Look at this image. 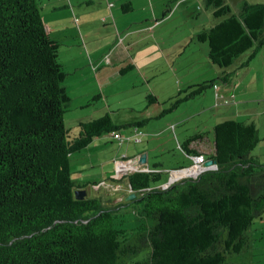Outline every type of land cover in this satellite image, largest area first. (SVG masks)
<instances>
[{
  "label": "trees",
  "instance_id": "obj_1",
  "mask_svg": "<svg viewBox=\"0 0 264 264\" xmlns=\"http://www.w3.org/2000/svg\"><path fill=\"white\" fill-rule=\"evenodd\" d=\"M204 2L215 8L218 21L196 37L208 42L212 64L228 68L249 51L251 61L264 46V3L244 2L235 14L225 0ZM122 9L132 11V3L125 1ZM60 46L44 25L38 0H0V264H126L127 257L145 250L146 258L136 264H224L230 254L245 251L247 231L264 211V164L253 155L260 142L255 123L217 124L208 156L217 167L196 178L165 187L163 170L135 171L125 180L136 197L126 203L76 199L75 189L88 185L72 180L71 155L96 137L120 135L148 119L117 125L106 114L81 122L71 139L64 123L71 97L63 84ZM211 84L176 94L170 111ZM148 100L157 102L153 95ZM202 134L187 138L182 149L199 156L189 146ZM133 204L140 205L141 222L129 235L116 221L119 208Z\"/></svg>",
  "mask_w": 264,
  "mask_h": 264
},
{
  "label": "crops",
  "instance_id": "obj_2",
  "mask_svg": "<svg viewBox=\"0 0 264 264\" xmlns=\"http://www.w3.org/2000/svg\"><path fill=\"white\" fill-rule=\"evenodd\" d=\"M38 1L42 3L43 11L41 14L46 29L53 39L60 42V52L62 51L61 47L64 46V56L73 59V73L80 74L81 71L87 73L78 82H74L75 86L70 92L66 86L71 98H73L74 93L78 98L90 99L91 95L94 97L98 94L102 98L101 91L104 88L118 80L120 81V76L131 73L134 81L131 85L136 87L135 82L137 81H144L145 84L149 83L148 95H153L157 99V102L148 105L150 107L147 109L146 117L142 118V120L148 119V121L142 125H145L143 128L141 126L130 128L136 130V132L129 135V131H127V136L120 130L119 133L125 141L112 136L115 140H119L118 145L120 151H122L121 153H123L121 157L123 163L120 164L115 161L120 165L115 170L117 176H114L115 180L114 177L109 178L111 183L104 186L105 190L103 192L111 196L110 189L116 191L123 184L127 188L126 192L129 193L127 180L125 179L130 173L139 168L138 157L143 152L148 154V168L145 170H163L161 163L154 162L150 147H146L148 144H143L144 139L149 134L146 126L150 120L160 118L165 114L163 110H158L159 100L166 99L164 98L166 95L175 96L179 92L199 84L200 81L212 82V91H209L212 92L211 97L208 102L204 101L200 109L194 110L189 116L224 107L226 109L220 115L226 118H219L217 122H215V118L213 120L215 126L230 119L255 123L259 131L260 142L253 150V155L264 164V46L256 52L249 62L252 51L241 55L230 67L220 68L222 71L212 65V70L215 72V74H211L214 75L210 76L212 78L202 79L198 75L196 80H189L186 83L182 79L178 82L174 80L173 84L163 92H159L153 86V81L158 80V75L163 73L161 70H156L157 62L168 59V54L173 50V46L167 43L181 40L184 36L183 27L187 21L180 14V8L184 6V8L191 7L194 9L197 4L196 9L201 10L200 3L204 0ZM125 1L132 3V11H123L122 5ZM171 2H174L176 6L173 7ZM244 2L264 3V0H225V5L230 8L232 13L238 14ZM208 9L212 10V15L210 12L206 13L211 20V24L209 26L196 24L197 28L192 29L189 33L190 39L193 40V37H196L199 32L211 27L218 21L214 17L215 8L208 7ZM200 16L196 18L200 19ZM166 45H170L168 47L169 53L163 48ZM204 52L206 53L205 48ZM61 56H63V53L60 55V59ZM247 62L248 64H246ZM127 67L130 69L122 73L121 70ZM174 69L176 71L175 67ZM224 72L230 73L227 81L221 79ZM176 73H172L174 78L178 76ZM83 80H86L85 83ZM153 105H155L154 109H152ZM220 115L219 117H221ZM138 121H140L138 117L132 120L133 123ZM140 128L143 129L142 132H138ZM165 129H162V131ZM145 132L146 135L143 134ZM138 135H144V137H140V140L136 141ZM200 136L201 138L191 143L190 149L196 151L199 156L207 153L211 154L214 141L208 135L204 136V133ZM180 141L181 146L182 141ZM132 142L138 144L133 145ZM184 153L185 159H190L193 163V154L189 155L185 150ZM205 159L207 160L209 157L206 158L205 156ZM116 160H119V157H116ZM77 185L82 184L77 183ZM96 194L101 195L100 187Z\"/></svg>",
  "mask_w": 264,
  "mask_h": 264
},
{
  "label": "rangeland",
  "instance_id": "obj_3",
  "mask_svg": "<svg viewBox=\"0 0 264 264\" xmlns=\"http://www.w3.org/2000/svg\"><path fill=\"white\" fill-rule=\"evenodd\" d=\"M38 2L40 3V1ZM203 2L200 3L201 10L196 9L197 4L194 9L191 7L184 8V6L180 8V14L183 16V19H186L187 21H185L186 24L183 27L184 36L181 40L178 38L179 40L177 41L168 42L167 44L173 46V50L168 54V59H163L157 62L158 66L155 67L156 70H161L163 73L158 75V80L153 81V86H155V89L159 90V92L165 91L168 86L173 84L174 80L178 82L182 79V81L186 83L189 80H196V76L198 75L200 78L206 79L212 78L210 76L214 75L211 74H215L212 70L213 64L209 59L208 42H201L197 37H193L192 40L189 36L190 31L197 28V26H195L196 24H205V26L211 24V20L206 13L210 12L212 15V10H207L208 7L205 2ZM171 4H173V7L176 6L174 2H171ZM40 7L42 12V3H40ZM202 14H204V16H202ZM198 16H200V19L196 18ZM170 45L163 47L164 50L168 51ZM61 48L62 51L60 52V55L63 53L61 60L65 66V71L67 72V77L63 84L65 87L67 86L68 91L70 92L75 86L74 82H78L79 79L84 77L86 72L81 71L79 72L80 74L73 73V59L65 57V47L62 46ZM204 48L206 49V53L204 52ZM167 53H169V51ZM174 67L176 68L177 73ZM214 67L222 71L217 66L214 65ZM173 72L179 77L176 76L174 78L172 76ZM85 81L86 80H83L84 83ZM118 81L101 91L103 96L101 99H94L92 95V97L90 96V99L78 98L76 97V93L73 94V98H71L69 107L64 116V123L70 130L71 139L79 135V124L81 122L100 118L106 114H109L113 123L117 125L131 124L135 117H138L140 121H142V118L146 117L147 109L150 107L148 106L149 100L147 96L150 90L149 83L145 84L144 81L138 82L136 80L138 82H135L137 86L133 87L134 85L131 84L134 81L131 73H126L120 76V81ZM200 82L203 83L204 81ZM200 82L199 84H201ZM193 89H195V87L188 88L179 93H181V96L183 97ZM209 91H212L211 87L206 89L201 95L189 98L188 100H182L171 111L170 109L177 100L174 96L166 95V97H164L166 99H158L160 102V105L157 106L158 110L168 109V112L163 114L160 118L150 120L146 126L149 134H147L143 144H148L146 147H150L152 156H154V162L162 164L161 166L164 171L162 175V183L164 184L169 181L173 169L189 167L193 164L190 159H185L186 156L184 155V150L180 146L179 140L183 143L189 137L204 133V136L208 135L214 141L215 123L213 120L216 118L215 122H217L219 118H226L220 115L225 111L226 108L224 109V107H219L215 110L210 109L203 112V114L200 113L189 116L194 110L200 109L204 101L208 102L210 100L212 92ZM153 106L152 109L155 108V105ZM219 115L221 117H219ZM144 126L141 127L143 128ZM134 127L135 126L124 127L121 129V132L127 136L126 132L129 131L130 135L131 133L136 132V130L134 131L133 129H130ZM142 128H140L138 132H142ZM164 128L166 129L162 131ZM143 134L146 135V132ZM144 135H138L137 137L143 138ZM119 140H115L110 134H104L100 137H96L86 149L71 155V178L76 184H87V192L89 196H95L103 200L111 198L118 203L122 201L124 203L128 202V200H126V186L123 184H121V188L116 191H113L112 188L110 189L111 196L115 197H111L106 194V192H103L105 190L104 186L111 183L109 178L117 176L115 170L120 165L115 161H118L120 164L123 163L121 160L123 153H121L122 151H120L121 149L118 145ZM132 143L133 145L138 144L136 142ZM208 156L209 153H207V157ZM116 157H119V160H116ZM153 166L154 164L152 167ZM99 187L101 189V195L96 194ZM119 209V218L116 221L117 226L126 229L129 235H131L136 231L137 226L141 222L139 214L140 205L133 204ZM122 219L123 222L120 224V220ZM145 222L151 225L154 223L151 219H147ZM247 235L249 239V247L241 253L230 254L224 264H264V211L262 212L261 217L254 220L253 224L247 231ZM148 251L149 250H145L131 257H127L125 259L126 264H136V261L146 258Z\"/></svg>",
  "mask_w": 264,
  "mask_h": 264
},
{
  "label": "built area",
  "instance_id": "obj_4",
  "mask_svg": "<svg viewBox=\"0 0 264 264\" xmlns=\"http://www.w3.org/2000/svg\"><path fill=\"white\" fill-rule=\"evenodd\" d=\"M113 135H114V137L121 139L119 134L114 132ZM139 140H140V138L137 137L136 141H139ZM193 160H194V162L191 166L186 167V168L176 169V170H173L171 172L170 178L172 181L170 184L174 183L175 181H177L183 177H194V178H196L203 171L217 167L216 163H214L210 166H205L206 159L204 158L203 155L193 156Z\"/></svg>",
  "mask_w": 264,
  "mask_h": 264
},
{
  "label": "water",
  "instance_id": "obj_5",
  "mask_svg": "<svg viewBox=\"0 0 264 264\" xmlns=\"http://www.w3.org/2000/svg\"><path fill=\"white\" fill-rule=\"evenodd\" d=\"M147 163H148V154H147V152H143L138 157L139 168L134 170L133 172H135V171H147V170H145L146 168H148V164ZM214 163H216L215 160L212 159V158H209V159L206 160L205 166H210V165H212ZM171 181L172 180L169 177V181L167 183H165L164 186L165 187L169 186ZM129 191H130V193L126 196V200H128V201L136 197V193H134L130 189H129ZM74 193H75L76 199H84L88 195L87 189H85V188L75 189Z\"/></svg>",
  "mask_w": 264,
  "mask_h": 264
}]
</instances>
